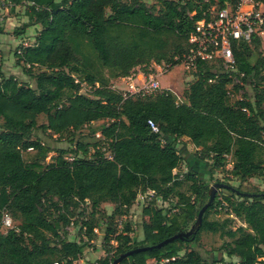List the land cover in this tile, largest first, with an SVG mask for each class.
Returning <instances> with one entry per match:
<instances>
[{
  "label": "trees",
  "instance_id": "obj_1",
  "mask_svg": "<svg viewBox=\"0 0 264 264\" xmlns=\"http://www.w3.org/2000/svg\"><path fill=\"white\" fill-rule=\"evenodd\" d=\"M4 1L10 11L24 6L27 16L13 34L32 25L40 28L32 43L14 49L16 65L27 81L4 73L0 57V223L5 210L14 224L9 229L0 224V264H73L93 240L104 203L113 204L102 238L105 254L93 264H111L133 248L187 232L208 198V183L197 175L196 161H211V171L230 162V176L264 181V54L257 36L250 45L242 40L232 43L236 73L223 70L219 63L199 62L180 101L167 89L124 97L111 83L135 70L147 74L157 64L177 65L174 57L185 50L195 22L210 19L211 7L220 9L237 0H155L153 7L142 0ZM4 23L0 18V34L5 32ZM248 46L254 50L246 56ZM92 60L109 75L94 71ZM240 73V80H254V94L233 100L227 86L231 75ZM83 82L93 86L91 95L81 92ZM239 86L234 84L233 89ZM99 120L106 123L98 141L76 142L75 149L54 151L32 137L38 129L58 137L72 135ZM182 137L196 149L195 160H189L188 171L178 181L174 169L182 160L178 151ZM52 151L55 154L45 161ZM185 181L187 189L179 191ZM148 190L154 196L142 209L147 217L142 238L132 241L131 225L119 228L118 218L139 192ZM223 190L189 237L134 252L118 264H148L150 259L154 264H225L221 258L206 259L197 250L185 251L203 231L230 238L224 252L238 258L237 264H264V191L242 196ZM158 197L169 205L156 207ZM211 209L224 210L227 217L209 220ZM233 217L244 225L230 228ZM70 225L79 226L78 240L68 238Z\"/></svg>",
  "mask_w": 264,
  "mask_h": 264
},
{
  "label": "rangeland",
  "instance_id": "obj_2",
  "mask_svg": "<svg viewBox=\"0 0 264 264\" xmlns=\"http://www.w3.org/2000/svg\"><path fill=\"white\" fill-rule=\"evenodd\" d=\"M123 3H131L132 0H121ZM144 1L148 6L153 7L154 5H157L155 0H142ZM155 6L154 11L156 10ZM22 12H24V6L18 5L15 6V8L10 11L2 12L3 18L6 19L8 16L13 17L12 23L7 26V29H9V33H3L0 34V44L10 43L11 36H13V31L17 27L20 29L21 25L24 23L22 21ZM12 31V33H11ZM27 31V30H26ZM24 33V36L27 37V42L31 43L33 42V37L36 32V28L31 26L28 31ZM22 33V34H23ZM28 33V34H26ZM21 35V34H20ZM18 36V35H16ZM7 45V44H6ZM9 46L5 48V46H1L3 49V52L1 53V69L6 73H15L14 75L18 79H23V81H27L26 75L22 72L21 68L16 65V60L14 56V49L12 48V44H8ZM259 49L264 54V51L262 50V47L260 45ZM258 49V51H259ZM254 50V46H248L245 54L246 56H249ZM99 64L92 60V69L94 71L99 72L102 76L109 75L108 70L97 67ZM138 72L137 70H135ZM259 72V71H258ZM161 75V74H160ZM159 75V76H160ZM161 80L163 83H173L176 82L179 85L183 84V79L185 77L192 79L193 76L189 75V73L185 72L181 65H175L168 69L166 72L162 74ZM114 80V79H113ZM140 81V80H139ZM184 81V84H187ZM242 85H240L238 90L232 89V96L233 100L240 98V97H252L254 94V86L253 82L254 80L248 79L246 81H242ZM113 85H116V80L111 82ZM177 84V86H178ZM97 85V84H95ZM115 87V86H114ZM93 91V86L90 84H86L83 82L81 92L84 94L91 95ZM178 94L181 96L182 92L179 89H176ZM233 102V101H232ZM106 123L105 120H99L95 121L89 124L84 125L79 130L75 131L72 135H70V132H67L61 137H58L56 134L52 133H42L39 129L34 130L32 137L38 138L47 145H49L52 150L58 151L60 149H75L76 142L80 143H88L92 144L96 141H98L99 137V130L100 127ZM71 138L72 142L69 140ZM179 153L182 155V160L177 166V168L174 169V172L178 175V181L182 179V176L188 171V163L191 159L194 161V155L193 152L195 151V146L186 138L182 137L180 139V142L178 143ZM54 151L50 152L46 158L45 161H48L51 155H54ZM92 152V150H91ZM228 159H230V156H228ZM192 161V162H193ZM199 164V168L197 167V175L204 181L208 183V198L204 201L203 206L207 205L209 202V198L211 193H214V196L220 195L221 191L223 190V187H216L215 183H226L228 185H231L233 187L238 188L242 192H262L264 191V181L262 177H251V178H245L243 180L237 179L235 177H232L229 175V170L231 169V163H227V165L220 170L217 171H211L210 165L211 161H196ZM187 181L184 182L183 185L177 187L179 191H185L187 189ZM257 194V193H256ZM176 196L172 197V201H176ZM153 199V196L148 194L147 192H139L136 196V199L133 201L132 205L130 206L127 213L121 217L118 218V220H121V223L118 222V227L124 225V223H129L132 227V232L130 233L132 237V241H138L142 238V223L147 219L146 216L143 215L142 209L147 206L151 200ZM201 204V202L198 203V205ZM155 205L156 207H166L169 205V202L161 200L160 197L155 199ZM84 207V205L82 206ZM113 204L111 203H104L100 206V213L97 215L96 223L97 228L95 229V236L93 240H91L89 245L87 246L85 252L83 255L76 259L73 264H93L98 258L103 257L105 252L102 249V238L103 234L105 232L106 227L109 225V214L112 212ZM78 210L73 211V215H76ZM225 217H227V214L224 213V210L217 212L214 209H211L208 213L207 218L209 220H223ZM113 222V221H112ZM16 223V222H15ZM114 224V222H113ZM79 225V224H78ZM239 225H244L238 218H231V221L228 223V226L232 229ZM198 226L197 218L194 221L191 229H189L187 232H183L184 238L189 237L195 230V228ZM78 228L79 226L76 225H70L66 228L69 239H79L78 234ZM230 240V238L226 236H221L219 232H208L203 231L200 234V237L197 241H192L186 245L185 251L188 250H197L200 252V254L206 258V259H223L225 264H237L238 258L236 257H229L224 252V244L226 241ZM183 251L180 252L182 254ZM154 260L150 259L148 260V264H154Z\"/></svg>",
  "mask_w": 264,
  "mask_h": 264
},
{
  "label": "built area",
  "instance_id": "obj_3",
  "mask_svg": "<svg viewBox=\"0 0 264 264\" xmlns=\"http://www.w3.org/2000/svg\"><path fill=\"white\" fill-rule=\"evenodd\" d=\"M4 7L9 3L0 0ZM210 19H199L194 24V30L189 34L185 50L180 56H175L183 70L194 76L199 62H207L221 65V68L230 73H236V59L232 50V43L245 41L251 44L255 35L261 40V47L264 51V4L254 0H237L228 3L220 9L211 7L209 10ZM172 66L171 63L155 65L153 72L143 74L140 83L126 82L127 88L120 89L123 96L127 95H153L161 92L159 75L166 72ZM232 82L227 86V94L232 96L234 84L242 85L240 80L242 73L231 75ZM126 77V76H125ZM125 77H119L124 79ZM211 81V79H209ZM180 101L181 96L175 94ZM158 131L156 126H152ZM110 157V155L108 154ZM71 159V157H69ZM148 194L154 196V191L148 190ZM121 223V220H119ZM1 227L9 229L14 224L10 214L3 210L1 215ZM83 240H87L83 237ZM74 263V262H73ZM53 264H61L55 261Z\"/></svg>",
  "mask_w": 264,
  "mask_h": 264
},
{
  "label": "crops",
  "instance_id": "obj_4",
  "mask_svg": "<svg viewBox=\"0 0 264 264\" xmlns=\"http://www.w3.org/2000/svg\"><path fill=\"white\" fill-rule=\"evenodd\" d=\"M6 11H8V9L7 8H5V7H3L2 8V6L0 5V14H1V16H0V18L2 19L3 18V13L4 12H6ZM3 12V13H2ZM22 14H23V16H22V21L23 22H26L27 21V16L24 14V12H22ZM12 21H13V17H11V16H8L6 19H5V23H4V30H5V32L4 33H9V29H7V26H9L11 23H12ZM34 28H36V31L40 28V26L39 25H32ZM31 26H29V27H27L26 28V30L28 31V29L30 28ZM25 30V31H26ZM25 31H24V33H25ZM26 31V32H27ZM11 33H12V31H11ZM24 33L23 34H21V35H18V36H16L15 34H13V36H11L12 38H11V41H10V43L12 44V48L14 49L17 45H19V44H24V45H27V44H30L29 42H27V37H25L24 36ZM1 34H3V33H1ZM26 34H28V33H26ZM35 34H36V32H35ZM35 36V35H34ZM33 40H34V37H33ZM10 43H5V44H0V57H1V53L3 52V49H2V47L1 46H5V48H7L9 45L8 44H10ZM32 43V42H31ZM7 44V45H6ZM5 73V72H4ZM10 74H15V73H10ZM163 75H160L159 77H158V79H159V83H160V86H161V88H163V89H167V90H170V91H172L173 93H175V94H178V92L176 91V89H179V90H181V92L183 91V89L185 88V84H184V81L186 82V80H190L189 78H187V77H185L184 79H183V84L182 85H179L177 82L175 83V84H173V83H167V84H165V83H163L162 82V80H161V77H162ZM141 79H142V72H140V71H138V72H133L131 75H129V76H126L124 79H122V78H118L117 80H116V82H117V84L115 85L118 89H125V88H127V84H126V82H133V83H140L141 82ZM21 81H23V79H20ZM140 80V81H139ZM177 84H178V86H177ZM179 95V94H178Z\"/></svg>",
  "mask_w": 264,
  "mask_h": 264
},
{
  "label": "water",
  "instance_id": "obj_5",
  "mask_svg": "<svg viewBox=\"0 0 264 264\" xmlns=\"http://www.w3.org/2000/svg\"><path fill=\"white\" fill-rule=\"evenodd\" d=\"M215 186L216 187H220V188L223 187V188H227V189H232V190L240 193L242 196H253L254 195V193H248V192L239 191L235 187H232L231 185H228L226 183H215ZM213 199H214V193H211L208 204L200 208V210L198 212V216H197L198 225H199V223H200V221L202 219V215H203L205 209L212 202ZM176 238H184V235L182 233H177V234H174V235H172V236L160 241L157 244L133 248V249H131L129 251H126L125 253H122L118 257H116L112 261L111 264H118L123 258H125L126 256H128V255H130V254H132L134 252L144 251V250H148V249H152V248H159V247L163 246L164 244H166V243H168V242H170V241H172V240H174Z\"/></svg>",
  "mask_w": 264,
  "mask_h": 264
}]
</instances>
